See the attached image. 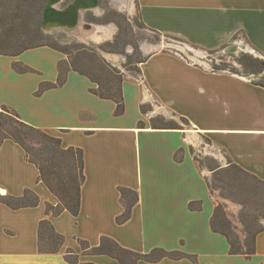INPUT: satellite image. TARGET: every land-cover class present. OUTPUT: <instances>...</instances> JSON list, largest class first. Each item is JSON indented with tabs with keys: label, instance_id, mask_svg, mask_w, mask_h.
I'll return each mask as SVG.
<instances>
[{
	"label": "crops",
	"instance_id": "obj_1",
	"mask_svg": "<svg viewBox=\"0 0 264 264\" xmlns=\"http://www.w3.org/2000/svg\"><path fill=\"white\" fill-rule=\"evenodd\" d=\"M137 2L141 21L157 34L206 52L246 45L264 58V0ZM67 59L50 46L17 56L0 52V113L6 106L22 122L60 138L62 148L81 149L85 176L79 214H48L46 205L56 206L58 199L24 148L2 141L0 128V264H71L64 257L68 250L80 264H121L108 255L84 253L81 241L98 247L103 237L141 254L162 248L194 256L137 264H264V231L247 259L230 254L226 236L212 230L218 203L194 143L204 135L227 160L264 181V84L157 50L141 63L140 79H124L125 110L116 115V103L95 95L98 85L74 70L63 85L39 92L43 83L58 82L59 64ZM16 63L32 71H17ZM151 107L157 115L172 116L169 122L185 118L188 128L154 129L152 120L160 117ZM122 189L137 193L138 200L119 223L126 212ZM27 190L39 198L37 206L13 209L2 201L21 198ZM192 202H200L201 209L191 210ZM44 219L64 237L58 253L39 252Z\"/></svg>",
	"mask_w": 264,
	"mask_h": 264
},
{
	"label": "trees",
	"instance_id": "obj_2",
	"mask_svg": "<svg viewBox=\"0 0 264 264\" xmlns=\"http://www.w3.org/2000/svg\"><path fill=\"white\" fill-rule=\"evenodd\" d=\"M21 1H32L34 3V1L36 2L37 0ZM46 1L48 0H43L42 6H40V11L43 6L45 7L44 4ZM65 1L68 3L72 0ZM20 7L21 6L18 8ZM142 25L146 28L143 22ZM12 30L11 20L8 16L6 14L0 15V52L3 55L17 56L27 49L39 46H50L65 53L68 57L67 60L62 61L59 64L60 75L58 82L56 84L43 83L39 92L48 88L63 85L66 80L67 72L74 70L89 77L98 85L97 88L92 89V92L95 95L102 99L113 100L116 103V115H122L124 113L125 104L122 91V83L124 79L118 72H114L110 69L106 71L104 70L106 73L102 74L104 77L106 75V77L105 81H103L101 77L97 76L93 71L78 67L72 56V52L68 50V48L58 46L57 44H39L17 48L16 39H18V36H15L12 33ZM240 60L241 64L244 65L249 73L258 74L262 71L260 61L252 60L251 58H248V56H244ZM145 61L146 58L140 61V64ZM14 67L20 72L32 71L30 68L18 63L14 64ZM258 83L263 85L261 82ZM182 120L188 124V121L185 118H182ZM143 125V123H140V126L143 127ZM152 127L154 129H182L176 122H165L162 118L153 119ZM0 128L2 141L10 139L24 148L27 160L35 164L40 171L39 179L49 187L58 199V204L56 206L51 204L46 205L47 213L59 216L63 212L68 211L73 216H77L80 212L81 188L85 181L83 151L79 148H62L60 138L53 137L42 130L22 122L18 113L6 106L2 108V112L0 113ZM30 134L41 135L39 146L35 152L32 151L27 144V138ZM182 152L183 150H181L180 153ZM175 159L180 160L179 154H176ZM212 170L214 178V187L210 182L212 194L213 188L221 189L223 196L229 198L233 197L234 188L248 189L247 193L249 195V201L242 202L244 210L242 215L246 214L251 216L253 222L258 220L259 216H264V181L245 171L231 160L227 167L220 168L219 165H217L212 167ZM250 179L253 181H248ZM121 192L122 200L126 204V212L118 218L119 223H123L130 217L131 207L138 200V194L131 190L122 189ZM2 201L13 209L33 207L39 204V198L31 190H27L21 198L4 197ZM256 204L257 206H255ZM189 207L191 210H200L201 203L192 202ZM211 227L214 232L226 236L230 244V254L242 255L247 259L251 258L255 253L256 236L264 231L263 225L256 229L249 224L244 230L246 234L245 239L241 240L239 235L232 229L230 221L226 218V213L224 212L223 207L219 204L213 214ZM63 243L64 237L56 232L51 222L48 219L42 220L39 226V252L49 254L58 253L63 246ZM81 245L84 253L108 255L116 258L121 264H137L142 260L147 262H159L164 258L172 260H180L183 258L194 259V256L189 254L180 251H167L162 248H155L147 254L137 253L123 248L116 241L108 237H103L98 247H90L85 241H81ZM64 257L65 260L71 264H80L78 255L72 250H68Z\"/></svg>",
	"mask_w": 264,
	"mask_h": 264
},
{
	"label": "rangeland",
	"instance_id": "obj_3",
	"mask_svg": "<svg viewBox=\"0 0 264 264\" xmlns=\"http://www.w3.org/2000/svg\"><path fill=\"white\" fill-rule=\"evenodd\" d=\"M54 1H46L43 11H40L43 0L34 3L0 0V15L6 14L11 20L12 33L18 36L17 48L39 44L66 47L72 52L78 67L93 71L103 81L106 75L104 77L102 73L109 69L118 72L123 79L128 76L140 79V61L147 58L148 53L161 50L180 56L183 61L190 64L201 65L213 71L228 72L264 84V58L255 50L242 45L236 52H206L181 39L157 34L142 25L137 0H91L93 3L89 7L81 0L84 2H79L85 8L82 11L79 9L81 13L76 26L72 29L62 27L47 29L44 20L48 5L52 3L51 6L55 9H63L75 0L68 3L65 0H56L58 4ZM19 6L21 7L18 8ZM244 56L260 61L262 71L258 74L249 73L241 64L240 59ZM151 108L154 117L158 116L165 122L174 119L164 114L157 115L159 113ZM178 119L176 118L178 124L187 129L188 124ZM40 136L30 134L27 138V144L34 152L39 146ZM194 141L197 145L195 157L198 164L204 172L210 174V182L214 187L212 167L220 166V162L225 164L229 159L227 160L224 153L213 147L212 142L204 135L196 136ZM234 189L233 197L228 198L223 196L221 189L213 188V197L223 207L232 229L241 240H244L245 227L249 224L256 229L264 226V216H259L258 220L253 222L251 216L242 215L244 211L242 202L249 201L248 189Z\"/></svg>",
	"mask_w": 264,
	"mask_h": 264
},
{
	"label": "bare ground",
	"instance_id": "obj_4",
	"mask_svg": "<svg viewBox=\"0 0 264 264\" xmlns=\"http://www.w3.org/2000/svg\"><path fill=\"white\" fill-rule=\"evenodd\" d=\"M77 0L74 3L71 4V6H69V8L66 11V17L65 20L64 18L59 16V12L58 10H56L54 7H52L51 5H53L52 3L49 4L48 8H49V13L45 18L44 21V25L47 29L50 28H56V27H62L65 29H72L74 26H76L77 24V20H78V15H79V9L83 10L85 7H83L81 5V2L83 3L85 1V4L87 7H89L93 1L91 0ZM70 20V21H69ZM51 23V24H49ZM98 35V34H97Z\"/></svg>",
	"mask_w": 264,
	"mask_h": 264
},
{
	"label": "water",
	"instance_id": "obj_5",
	"mask_svg": "<svg viewBox=\"0 0 264 264\" xmlns=\"http://www.w3.org/2000/svg\"><path fill=\"white\" fill-rule=\"evenodd\" d=\"M56 1V0H55ZM54 1V2H55ZM75 1H77V0H75ZM74 1V2H75ZM57 2V4L59 3L58 1H56ZM56 4V5H57ZM49 6V5H48ZM69 6H71V5H69ZM69 6L68 7H65V8H63V9H57L58 10V12H59V16L60 17H62V18H64L65 19V17H66V11H67V9L69 8ZM49 8H47V11H46V16L48 15V13H49ZM82 11V10H81ZM81 13V12H80ZM46 16H45V18H46ZM79 17H80V15H79ZM66 20V19H65ZM45 21V20H44ZM67 21V20H66ZM70 21V20H69ZM238 49H237V47L234 45H230L228 48H226V50H225V52L224 53H228V52H236Z\"/></svg>",
	"mask_w": 264,
	"mask_h": 264
}]
</instances>
